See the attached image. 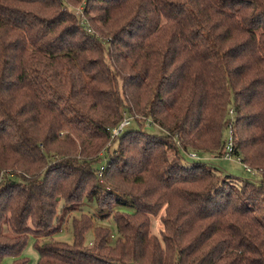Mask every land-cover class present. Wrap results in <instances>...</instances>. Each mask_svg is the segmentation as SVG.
<instances>
[{
	"label": "trees",
	"instance_id": "obj_1",
	"mask_svg": "<svg viewBox=\"0 0 264 264\" xmlns=\"http://www.w3.org/2000/svg\"><path fill=\"white\" fill-rule=\"evenodd\" d=\"M230 120L256 182L200 157ZM84 202L113 245L86 213L43 242ZM29 238L36 264H264V0H0V264Z\"/></svg>",
	"mask_w": 264,
	"mask_h": 264
},
{
	"label": "rangeland",
	"instance_id": "obj_2",
	"mask_svg": "<svg viewBox=\"0 0 264 264\" xmlns=\"http://www.w3.org/2000/svg\"><path fill=\"white\" fill-rule=\"evenodd\" d=\"M76 13L81 15L82 12V7H79L76 9ZM83 20V18H81ZM228 126V125H227ZM130 128H133L131 126ZM147 133L149 134H154L158 135L160 134L158 130L153 128V126L147 125L146 130ZM52 154V153H51ZM170 158L172 157V153L169 152ZM55 155V154H52ZM199 155V154H198ZM199 157V156H198ZM205 161L209 164H211L213 167L217 168L218 173L220 175L226 176L229 175L231 176V179L233 181L237 179H244V180H252V181H257L258 176L254 173H248L244 170L241 164H239L235 160H227L224 159L223 157L219 158H214L212 156H200ZM184 163L185 164H191L193 162L192 159L189 158V155L184 156ZM204 161V162H205ZM101 168V166L99 167ZM99 182V181H98ZM103 182V181H102ZM62 210V205L60 204L58 208V220H59V231L55 233L52 237L50 238H45L43 239V242H49L50 240H54L56 242L64 243L67 245H71L74 241L73 237V231H72V219L73 218H79L81 213H86L90 216L93 217V226L92 229H90L86 234H85V245L89 246L91 242L93 241L94 238V229L97 227H103L109 230L110 233V239H109V245H113L117 234L115 230V226L111 220V218L108 219H100V216H104L106 213H109L106 210H100L97 205L94 202H84L82 206L80 207V210L77 212H73L70 215L62 217L60 214V211ZM119 211L123 213H131L134 211V209L131 207V205L127 202L125 205H117L113 208V212ZM63 219V220H62ZM62 220V222L60 221ZM159 228H160V223L159 219H154L153 217L151 218V225H150V233L156 237H159ZM22 257L27 258L28 262L27 264H36L37 262V253L33 248V240L29 238L25 248L22 251L21 254ZM9 260H5L4 263H8Z\"/></svg>",
	"mask_w": 264,
	"mask_h": 264
},
{
	"label": "built area",
	"instance_id": "obj_3",
	"mask_svg": "<svg viewBox=\"0 0 264 264\" xmlns=\"http://www.w3.org/2000/svg\"><path fill=\"white\" fill-rule=\"evenodd\" d=\"M229 117L231 119L233 117V113H232L231 110H229ZM129 122H130V119L124 117V120L120 123V125L116 129L113 130L112 137L119 135L122 132L123 128L129 125ZM232 127H233L232 121L230 120L229 124H228V126L226 128V131H225V142H224V155H223V158L227 159V160H235V161H237L239 164L242 165V167L244 168V170L246 172L253 174V171L250 168H248L246 165L243 164L241 158L234 156V143H233V130H232ZM189 157L191 159H196V160L199 159V157L196 154H193V153L189 154ZM102 172H103V168H102V165H101V168L99 169V177H101Z\"/></svg>",
	"mask_w": 264,
	"mask_h": 264
}]
</instances>
